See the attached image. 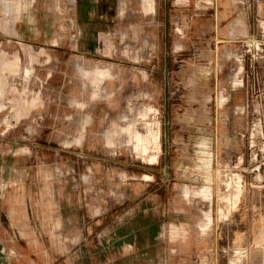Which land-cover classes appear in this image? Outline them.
<instances>
[{
	"label": "rangeland",
	"instance_id": "1",
	"mask_svg": "<svg viewBox=\"0 0 264 264\" xmlns=\"http://www.w3.org/2000/svg\"><path fill=\"white\" fill-rule=\"evenodd\" d=\"M18 1L0 0L9 264H264V0Z\"/></svg>",
	"mask_w": 264,
	"mask_h": 264
},
{
	"label": "crops",
	"instance_id": "2",
	"mask_svg": "<svg viewBox=\"0 0 264 264\" xmlns=\"http://www.w3.org/2000/svg\"><path fill=\"white\" fill-rule=\"evenodd\" d=\"M12 2H13V4H16L17 5V8L15 9V12L18 13L19 10H20V8H21V4L19 3L18 0H8V1L7 0H4V3L3 4L7 5V4H10ZM5 9L8 10V7H6ZM165 15H166V11H165ZM15 19H16V17H14V21H15ZM224 19H226V18H224ZM3 20H7V18H3ZM1 25H2V23L0 22V26ZM6 33H8V35H12V32H6ZM7 94H9V91L8 90H4V91L2 90V95L3 96H5ZM8 261H9L8 260V256L7 255H4V252L2 251V248L0 246V264H9Z\"/></svg>",
	"mask_w": 264,
	"mask_h": 264
},
{
	"label": "water",
	"instance_id": "3",
	"mask_svg": "<svg viewBox=\"0 0 264 264\" xmlns=\"http://www.w3.org/2000/svg\"><path fill=\"white\" fill-rule=\"evenodd\" d=\"M166 74H167V71H166V69H164V75L166 76Z\"/></svg>",
	"mask_w": 264,
	"mask_h": 264
},
{
	"label": "bare ground",
	"instance_id": "4",
	"mask_svg": "<svg viewBox=\"0 0 264 264\" xmlns=\"http://www.w3.org/2000/svg\"><path fill=\"white\" fill-rule=\"evenodd\" d=\"M108 41V40H107ZM112 141V140H111ZM110 144V143H109Z\"/></svg>",
	"mask_w": 264,
	"mask_h": 264
}]
</instances>
